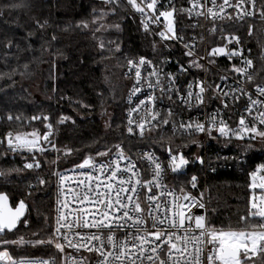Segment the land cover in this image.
I'll list each match as a JSON object with an SVG mask.
<instances>
[{
    "label": "snow or ice",
    "instance_id": "1",
    "mask_svg": "<svg viewBox=\"0 0 264 264\" xmlns=\"http://www.w3.org/2000/svg\"><path fill=\"white\" fill-rule=\"evenodd\" d=\"M102 3L114 5L115 7H109L107 10L113 14H115L116 8L121 7L120 0H102ZM125 3L140 15V23L145 32L158 35L162 41H183L184 38L177 35L175 29L174 13L176 9L174 6L160 10L158 7L160 0H125ZM188 3L190 7L187 9L182 7L180 11H186L189 17L195 12L197 16L207 15L213 20L216 18L223 19L225 16L232 19V15L225 11L230 8L234 10L235 19L237 20H241L245 16L255 17L257 13L264 18V5L257 9L256 0H235L234 3L232 0H222L220 4H217V0H211V7L207 6V0H204V3H201V0H188ZM8 7L16 9L26 7V5L21 2ZM199 9H205V11ZM96 12L97 10L93 9L91 21L93 25L102 21L107 14L104 9L99 10L98 16ZM2 13L3 9H0V15ZM161 17L163 21H161ZM35 23L37 27L43 30L47 21L40 23L39 20H36ZM161 23L164 24L162 30L156 33L150 32V24L159 26ZM77 26L88 28L89 22L80 21ZM100 27L103 28V24ZM112 27L119 28L120 25L116 24ZM99 30L97 29V31ZM210 31L214 32L215 27ZM248 31L251 34V25H249ZM31 35L32 33H28V36ZM51 39L55 40V35ZM199 39L203 41L204 38L201 36ZM221 39L226 42L224 46L212 47L206 56L197 55L195 37L188 43H183L185 49L183 55L187 58V65L177 61V73L163 72L144 56H140L135 61L133 59L127 60L129 71L125 73V76H129L133 70L135 74V82L128 95L129 102L131 103L132 98L137 96L138 93L143 94L145 88L149 90L148 94L144 95L143 99H139L135 107L130 108L128 111L129 119L126 129L128 134H135L134 124L135 128L139 130L141 138L144 137L146 131L150 134L157 129H161L164 125H170L173 135L179 132L189 136L204 134L209 138H215L213 137L215 132L218 137L226 138L225 146L233 140L243 142L247 138L250 141L249 143H238L242 153H248L253 149V142L258 141L264 144V111H260L253 116L255 106L264 104V100L259 98L253 100L252 95L244 87V83L238 81L235 87L227 85L228 76H220L221 83H216L215 86L209 84L207 80L196 79L195 81H189L183 88L184 94H181V87L177 84L178 74H187L192 68L207 72L200 61L207 59L208 64L211 66L215 57L223 56L229 61L234 57L238 58L240 66L233 64L230 71L239 74L242 79L246 77V81L253 84L255 94L258 97H264V85L254 84V77L249 73V69L253 68V61L245 57L243 50L238 47L228 49V44L232 42L239 45L240 38L235 35H224ZM109 43L112 42L109 41ZM4 47L10 49L12 41L8 40ZM99 47L102 50L104 49L105 45L102 41L99 43ZM153 48L155 49V44H153ZM144 66L151 68V71H147L146 75H142ZM23 67L26 71L28 65L25 64ZM15 71V69H12V73H0V78L7 76L11 79ZM21 75L23 76L24 73L22 72ZM222 84L228 87V91H224ZM157 89L160 92L159 96L153 94ZM208 91H211L213 96L220 100L222 109L229 107V100L236 102L239 101L241 96H246L249 103L244 111L251 117L252 123L249 125L245 115L241 114L235 127H231L225 119L222 109H216L211 114L206 115L203 121L192 118L189 121L181 120L177 122L174 118L175 113L171 108H155V105L162 102L164 97L171 101L172 95L175 94L184 107H195L196 110H199L200 107L205 106V95ZM53 92H55V87ZM141 110L144 111L145 115L137 123L132 118L133 113H139ZM6 119L8 121L13 119L19 121L20 117L14 118L9 114ZM34 120L45 122L47 130L42 135L37 130L23 134L20 132L14 134L9 130L5 133L4 139L0 140V144L6 141L7 150L12 153L27 152L31 154V162H25L23 165L25 170L41 168V163L36 158L38 153L43 154L48 150H53L64 156L72 154V148L57 149L52 140L54 130L53 125L48 123V115H35L26 123ZM69 120H71V117L61 115L57 123L63 124ZM109 126L106 123V127ZM158 143L167 155V165L165 166L154 152L145 151L142 158L147 161L151 169L150 180H141L138 176L139 170L136 163L125 155L119 143L112 146L117 150L114 156L110 148L97 151L94 157L85 156L76 168L78 170H97L100 175L93 179V176L89 173L81 172L80 174L89 181V184L74 199L80 202L81 206L83 202L93 205L91 211L83 210L81 207V210H78L75 214L71 211L66 213L63 209L68 208L67 202L58 200V215L51 235L46 239L31 240H25L23 236H18L14 240L0 238V264H56L55 257H49L48 259L16 257L9 251V248L28 245L32 247H53L61 255L62 264H92L91 256L95 257V264H264V195L250 197L247 216L240 217L242 222L256 218L261 221L259 224H251L248 229H216L207 221L206 216L193 213V207L204 209L205 204L189 193H184L183 188H181V192L184 193L183 201H186V203L182 202L179 197L174 196L172 191H169L167 195L172 197L170 206L162 208L158 197L151 193L153 188L163 187L160 180L165 172V167L173 173H180L190 163H199L203 167L208 162L198 154H193L191 159L186 157L181 149L188 147V145L173 147L171 141L165 142L163 137ZM165 143H167V147H165ZM191 143L201 147L195 140H192ZM97 157L112 158L108 163L97 164ZM58 160L59 155L57 156ZM57 161H53V163ZM123 161H127V163L122 167L121 162ZM212 170L215 171V169ZM12 171L18 170L0 169V176H8ZM53 175L58 177L61 186L65 180L70 179L62 172H54ZM248 176L251 181L248 185L249 189L264 192V163L257 164L254 170L248 173ZM38 183L44 185L46 181L43 178H38ZM82 183L83 181H80L77 187ZM92 183H95V188L91 187ZM189 183L192 188H196L197 176L192 175ZM102 185L103 191H101ZM141 188L146 189L145 203L148 205L147 209L142 208L139 200V190ZM60 191L63 192L62 187ZM90 196L95 198L89 199ZM161 196H163V193H161ZM202 198L203 193H201L200 199L202 200ZM26 207L27 205L23 199L15 207L10 206L8 196L0 192V237L6 234H14V230H18V225L21 223L28 226V220L26 218L21 219L25 217ZM149 221L151 222V228L148 226ZM82 229L89 231L82 232ZM32 235L36 236L37 233H32ZM66 248L72 249L76 253L83 250L89 253L90 257L81 256L77 258L67 254L65 252ZM161 253H164V258L161 257Z\"/></svg>",
    "mask_w": 264,
    "mask_h": 264
},
{
    "label": "trees",
    "instance_id": "2",
    "mask_svg": "<svg viewBox=\"0 0 264 264\" xmlns=\"http://www.w3.org/2000/svg\"><path fill=\"white\" fill-rule=\"evenodd\" d=\"M21 2L26 7H8ZM120 4L121 7L116 8L113 14L107 10L115 6L105 5L102 0H0V9H3L0 15V73L16 70L11 79L7 76L0 78V140L9 130L14 134L37 130L42 135L47 130L45 122L26 121L35 115H48V123L53 125L54 130L52 140L57 149H73L72 154L67 156L54 151L38 153L36 158L41 168L25 170L23 165L31 162V154L12 153L7 150L6 141L0 144V169L18 170L8 176H0V192L9 196L13 206L22 199L25 201L28 206L26 219L29 222L28 226L21 223L14 234L0 238L14 240L23 236L25 240H31L46 239L51 235L55 207L52 173L55 166L63 170L79 165L85 156L94 157L97 151H104L105 148L115 152L117 150L112 146L117 143L131 156H137L140 148H154L165 163L167 155L158 143L162 137L165 142L170 140L173 147H191L192 138L173 135L169 131L157 129L141 138L136 133L128 134L126 130V92L129 84L124 78V67L130 58L156 56L160 46L157 35L144 31L139 14L126 5L125 0H120ZM173 6L177 25L189 29L192 20L186 11H180L182 7H190L188 0H160L158 5L160 10ZM93 9L97 10V16L100 9L107 13L95 25L91 23ZM36 20L40 23L47 21L43 30L37 27ZM80 21H88L89 27H78ZM116 24L120 27H112ZM212 24L217 29L215 40L236 33L243 35L248 42L255 38L248 34L249 25L258 34L261 29V24L254 21L219 20L212 21ZM150 32L156 33L157 29H150ZM28 33L32 35L28 36ZM53 35L55 40L51 39ZM8 40L12 41L10 49L4 47ZM101 41L105 45L103 50L99 47ZM25 64L28 65L26 71L23 67ZM254 70V81L264 83V56L255 58ZM119 78L123 82H118ZM38 80L41 81L45 98L32 92V84ZM9 114L14 118L19 116L20 120L8 121L6 117ZM61 115L69 116L71 120L58 124ZM106 123L110 126L106 127ZM253 143V149L245 153V166L232 163L225 169L206 173L205 166L190 163L180 173L168 169V182L178 191L181 188L185 191L191 189L189 181L192 175L197 176L198 188H202L207 181L208 221L214 227L247 229L251 224H259V218L246 222L240 220L241 216H247L248 201L253 192L248 187L251 182L248 173L257 164L264 163V144ZM225 144L226 141L218 146L212 144V157L216 156L217 147L220 146L224 152L244 154L240 148ZM188 147L182 149L186 154L190 153ZM103 158L97 157L96 160ZM223 160H228V157ZM38 178L45 179L46 183L40 185ZM32 233L37 235L33 236ZM9 251L16 257L28 258H46L55 254L54 248L49 246L28 245L9 248Z\"/></svg>",
    "mask_w": 264,
    "mask_h": 264
},
{
    "label": "built area",
    "instance_id": "3",
    "mask_svg": "<svg viewBox=\"0 0 264 264\" xmlns=\"http://www.w3.org/2000/svg\"><path fill=\"white\" fill-rule=\"evenodd\" d=\"M232 2L234 3L235 0H232ZM201 3H204V0H201ZM220 3H222V0H217V4H220ZM262 5H264V2H261V0H256V8L257 9H259ZM207 6L208 7L212 6L211 0H207ZM199 10L205 11V9H199ZM216 10L218 11V9H216ZM225 11L227 13H229L230 15H232L233 18L228 19V17L225 16L223 19L216 18L215 20H213L211 17H208L207 15L197 16L195 14V12H193L192 16L190 17L192 20V23H191L189 29H184L183 27L177 25L176 18L174 15V23H175V29H176L177 35L182 36L184 38L183 41H179V40L162 41L161 38L157 35L160 50L158 51L156 56L153 57V56H148V55H139V56H136V57H133L130 59H133L135 61V60H138V58L140 56H144L148 60L152 61L153 65L158 66L163 72H165V73H177V64H176L177 61H179L181 64L187 65V58L183 55V53L185 51V49L183 48V43H188L193 37H195L196 41H197L196 52H197V55H199V56H206V54L211 50L212 47L224 46V44L226 43L224 40H222V39H216L215 40L214 39V35L217 34V29L215 26H213L212 21H219V20L241 21V22L254 21L256 23L261 24V29H260L259 34L257 32H255L254 28H252L251 34L248 33L250 37L251 36L255 37L254 39H252V41L247 42L244 39V36L241 34H236V33L228 34V35H235V36H238L240 38L239 45H237L235 42H232L231 44H228V49L230 50L233 47H238V48L243 50V55L245 57H247L248 59H251L253 61V68L249 69V73L252 74L254 77V73H255L254 60L256 57H263L264 56V18L260 17L259 13H257L255 17L245 16L243 19L237 20V19H235V12L233 9L227 8ZM140 19H141V17H140ZM161 21H163L162 17H161ZM213 27H215L214 32L210 31L211 29H213ZM153 28H156L157 32H159L160 30H162L164 28V24L161 23L159 26L150 24L149 29H153ZM262 28H263V30H262ZM201 36H203V38H204L203 41H200V39H199ZM162 61H170V62H162ZM200 63L204 65V67L207 69V72H205L201 69L192 68L188 71L187 74H183V75L178 74L177 84L181 87V94L182 95L184 94L183 88L185 85H187V83L189 81H195L196 79L207 80V82L209 84H212L213 86H215L216 83H221V81L219 79L220 76H228L229 79L227 80V85H231V86L235 87L236 82H238V81L242 82V83H244V87L246 88V90L252 95L253 100L258 99V98L264 100V97H258L255 94V88H254L253 84L248 83L246 81V77H244L242 79L239 74L230 71L233 64L240 66V60L238 58L234 57L231 61H229L226 57L219 56V57L214 58V63L211 66L208 64L207 59L201 60ZM128 71H129V66L126 63V65L124 67V78L127 80L128 84H129L127 92H126V112H125L126 126L128 124V119H129V117H128L129 109L135 107V104L139 102V99H143L144 95L148 94V92H149V90L147 88H145L143 90V94L138 93L137 96L132 98V102L130 103L129 99H128V95H129V91L132 89L133 84L135 82V74H134V70H133L132 73L126 77L125 73H127ZM147 71H151V68L148 66H144L142 68V75H146ZM254 84L264 85V83L256 82V81H254ZM222 87L224 88V91H228L227 86L222 84ZM153 94L156 96H159L160 92L157 89ZM248 103H249L248 98L246 96H241L239 101L233 102V101L229 100L228 101L229 107L227 109H222V105H221L220 100H217L213 96V93L211 91H208L205 95V106L200 107L199 110H196L195 107H193V108L184 107L181 104L180 100L177 99L175 94L172 95L171 101L167 97H164L162 102H158L155 105V108H157V109H169V108H171L175 113L174 118L176 119L177 122H179L181 120L189 121L192 118H196L200 121H203V120H205L206 115L211 114L216 109H222V111L224 112L225 119L228 121L229 125L231 127H235L236 122L239 120V117L241 114L245 115L246 121L249 123V125L252 123L251 117H249L247 115V113H245V111H244V109L247 107ZM260 111H264V104L255 106V110L253 111V116L257 115ZM144 115H145L144 111L141 110L139 113H133L132 118L135 122L138 123L140 118ZM257 126L260 127L259 125H257ZM133 128H134V133L139 135V130L135 128V124L133 125ZM161 130L172 132L170 125H164L161 128ZM145 134H148V132L146 131ZM176 134L183 135L186 137H190V138H192V140L197 141L201 145V147H197L191 143V147L190 148L188 147V149L190 151L189 154H186L184 150H182V149L181 150L183 151L185 156L188 157L189 159H191L193 154H198V155L203 156L205 161L208 162L205 164L206 173L209 171L212 172L213 171L212 169H215V171H217L220 168L225 169L226 167H230V165H232V163L235 165L238 164V165H242V166H245L247 164V159L245 158V153L240 154L238 152L237 154H230L227 151L224 152L222 146L217 147V151L215 153L216 156L212 157V154H211L212 153V144L218 146V144L220 145V142L226 141V138L218 137V134H216L215 132L213 133V137H215V138H209L204 134H192L191 136H189L187 134H181L179 132ZM245 141H247V138H245V140L243 142H237V141L233 140L230 143V145H232L234 147H238V143H244ZM256 143L259 145H262L258 141ZM45 147H47V146H45ZM191 148L193 149V151ZM149 150L154 152L155 155L157 157H159L157 155L156 151L154 150V148H149V147L138 149L137 156H131L124 151L125 155L129 156L131 158V160L136 163V167L139 170L138 176L141 178V180H150L151 179V175H152L151 169L149 168L147 161L142 158L143 153L145 151H149ZM22 153L29 154L27 152H22ZM115 153H116V151L112 152L113 156L115 155ZM218 157H220V158H218ZM227 157H228V160L224 161L223 158H227ZM111 158L112 157H105L103 159L96 160V161H97V164L108 163ZM235 158H238V159H235ZM160 160L163 162V164L165 166L167 165V163H165L162 160V158H160ZM121 163H122V167H123L126 165L127 161H123ZM209 163H210V167H209ZM76 166H73V167H70L67 169H63V170H58V169L55 170V172H62L67 177L70 178L68 180H65V182L62 186L59 183L58 177L53 175L54 180H55L54 226H55V219L58 215V213H57V207H58L57 202H58V200L61 202H67L68 208L63 209V211L66 213L71 211L73 214H75L78 210H81V207L83 208V210L91 211V209L94 207L93 205H90L87 202H83V205L81 206V203L78 202L77 200H75L74 197L76 195L80 194L82 192V190L85 187H87L89 184V181L84 176H82L80 174L81 172L89 173L90 175L93 176V179H95L98 175H100V173L97 170H92V169H80V170H78L76 168ZM186 169H187V166L182 171H185ZM167 174H168V169H167V167H165V172L163 174L162 179L160 180V183L163 185V187H161L159 189L153 188V191L151 193L152 195H156L158 197V200H159L161 207L167 208L170 206V202L172 200V197H169L167 195V193L169 191H172L174 196L179 197L181 199V201L185 202V203H186V201H183V194L189 193L191 196L198 198V200H200V202L205 204L204 209L193 207L192 208L193 213L195 215L206 216L207 221H208L209 185H208L207 181H205L202 188H200V187L198 188V186H197V190H195V188H192L190 183H189V187L191 189H187L184 191V193H182L181 191H178L177 189L171 187V185L168 182ZM124 178L126 179L127 177H124ZM101 179H103V177H101ZM80 181H83V183L80 184L79 187H77V184ZM61 187L63 188V192L60 191ZM91 187L95 188L96 187L95 183H92ZM101 191H103V185L101 186ZM161 193H163V196H161ZM201 193H203L202 200L200 199ZM145 197H146V189L141 188L139 190V200H140L142 208L147 209L148 205L145 203ZM94 198H95L94 196L89 197V199H94ZM148 226H149V228H151V222L150 221L148 223ZM215 228L218 230H230V229H223V228H219V227H215ZM81 231L87 232L89 230L82 229ZM105 235H106V233H105ZM165 251H166V249H165ZM65 252L67 254H71L73 256H76L77 258H80L81 256L90 257V254L83 251V250H81L80 253H76L74 250L66 248ZM50 257H55L56 264H62V257L56 250H55V254L50 256ZM161 257L164 258V253H161ZM48 258L49 257H46V258L44 257L43 259H48ZM90 258L92 260V264H95V257L91 256Z\"/></svg>",
    "mask_w": 264,
    "mask_h": 264
},
{
    "label": "rangeland",
    "instance_id": "4",
    "mask_svg": "<svg viewBox=\"0 0 264 264\" xmlns=\"http://www.w3.org/2000/svg\"><path fill=\"white\" fill-rule=\"evenodd\" d=\"M123 82V80H121V78H119V81L118 82ZM32 92L35 96H38L40 98H45V96L42 94V89H41V81L38 80V81H35L33 84H32ZM106 122H107V119H106ZM32 132V131H31ZM31 132H26V133H31ZM23 134V133H22ZM49 152H53V150H48ZM56 152V151H54ZM58 169V166H55L54 170H53V173L55 172V170ZM52 173V174H53ZM252 194H251V197L255 196V197H259V196H262L264 195V193L262 191L260 192H255V190H252ZM248 229V228H247ZM231 230V229H230Z\"/></svg>",
    "mask_w": 264,
    "mask_h": 264
},
{
    "label": "water",
    "instance_id": "5",
    "mask_svg": "<svg viewBox=\"0 0 264 264\" xmlns=\"http://www.w3.org/2000/svg\"><path fill=\"white\" fill-rule=\"evenodd\" d=\"M5 194H6V193H5ZM6 195H7V194H6ZM7 196H8V195H7ZM8 198H9V196H8ZM9 204H10V206L15 207V206L12 205L10 198H9ZM25 204H26V203H25ZM27 213H28V206L26 207L25 217H22V218H21L22 220L26 218ZM19 226H20V224L18 225V227H19ZM14 231H16V230H14Z\"/></svg>",
    "mask_w": 264,
    "mask_h": 264
}]
</instances>
